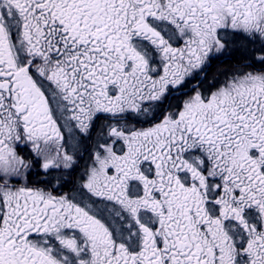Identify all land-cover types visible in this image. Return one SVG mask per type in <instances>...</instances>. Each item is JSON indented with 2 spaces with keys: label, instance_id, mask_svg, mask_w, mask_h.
Segmentation results:
<instances>
[{
  "label": "snow or ice",
  "instance_id": "snow-or-ice-1",
  "mask_svg": "<svg viewBox=\"0 0 264 264\" xmlns=\"http://www.w3.org/2000/svg\"><path fill=\"white\" fill-rule=\"evenodd\" d=\"M0 264H264V0H0Z\"/></svg>",
  "mask_w": 264,
  "mask_h": 264
}]
</instances>
